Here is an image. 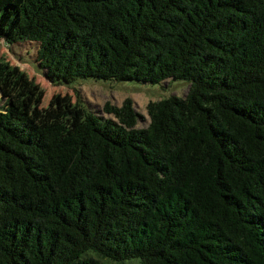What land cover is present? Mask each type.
<instances>
[{
    "label": "trees",
    "instance_id": "trees-1",
    "mask_svg": "<svg viewBox=\"0 0 264 264\" xmlns=\"http://www.w3.org/2000/svg\"><path fill=\"white\" fill-rule=\"evenodd\" d=\"M0 39L55 86L190 82L136 128L0 59V264H264V0H0Z\"/></svg>",
    "mask_w": 264,
    "mask_h": 264
},
{
    "label": "rangeland",
    "instance_id": "rangeland-1",
    "mask_svg": "<svg viewBox=\"0 0 264 264\" xmlns=\"http://www.w3.org/2000/svg\"><path fill=\"white\" fill-rule=\"evenodd\" d=\"M37 41H18L7 44L0 39V59L15 65L20 72L23 83L18 93L26 90L41 89L43 96L39 107H45L53 95L63 96L66 100L77 102L85 110L96 112L104 118L111 115L104 112L105 103L120 106L129 98L135 110L141 117L137 118L136 128L145 127L149 122L146 105L149 101H157L171 95L184 97L190 82L187 80L165 79L152 84L136 80L95 79L91 77H78L67 84L52 85L45 80L43 70L36 62ZM5 104V97L0 94V108ZM131 261V262H130ZM103 264H123L111 261H101ZM124 264H139L136 260H126Z\"/></svg>",
    "mask_w": 264,
    "mask_h": 264
}]
</instances>
